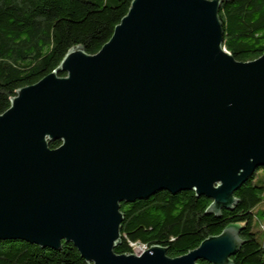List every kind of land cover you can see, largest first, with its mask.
<instances>
[{
    "label": "water",
    "instance_id": "95a60500",
    "mask_svg": "<svg viewBox=\"0 0 264 264\" xmlns=\"http://www.w3.org/2000/svg\"><path fill=\"white\" fill-rule=\"evenodd\" d=\"M220 5L132 0L95 55L73 47L15 92L0 114V241L71 243L90 264H233L237 225L175 258L114 252L120 204L193 192L220 217L264 167V54L226 52Z\"/></svg>",
    "mask_w": 264,
    "mask_h": 264
},
{
    "label": "trees",
    "instance_id": "16d2710c",
    "mask_svg": "<svg viewBox=\"0 0 264 264\" xmlns=\"http://www.w3.org/2000/svg\"><path fill=\"white\" fill-rule=\"evenodd\" d=\"M223 48L238 62L264 54V0H220ZM132 0H0V114L17 90L53 72L66 53L80 46L95 55L109 41ZM65 76V74H60ZM60 142H51L56 148ZM263 176V180L260 178ZM264 195V167L235 192L238 203L220 217L206 214L211 201L193 192H158L147 200L120 204L121 243L116 254H131V245L161 246L171 258L196 249L227 226L240 227L244 242L233 264H264V245L254 229V208ZM259 211L264 215V208ZM0 264H90L71 243L58 250L22 241H0ZM198 264H208L198 262Z\"/></svg>",
    "mask_w": 264,
    "mask_h": 264
},
{
    "label": "rangeland",
    "instance_id": "374dc122",
    "mask_svg": "<svg viewBox=\"0 0 264 264\" xmlns=\"http://www.w3.org/2000/svg\"><path fill=\"white\" fill-rule=\"evenodd\" d=\"M260 180H263V176L260 178ZM262 208H264V195L262 202L254 208L255 217L253 221L254 229L258 230V238L261 240L262 244L264 245V215H261L259 213L260 210L263 211ZM132 249L135 251V253L137 252L139 253L143 250V247H141L140 245H134Z\"/></svg>",
    "mask_w": 264,
    "mask_h": 264
},
{
    "label": "bare ground",
    "instance_id": "6f19581e",
    "mask_svg": "<svg viewBox=\"0 0 264 264\" xmlns=\"http://www.w3.org/2000/svg\"><path fill=\"white\" fill-rule=\"evenodd\" d=\"M147 249H148V248L144 246V247H143V250H142L140 253L146 251ZM140 253H136V254H140Z\"/></svg>",
    "mask_w": 264,
    "mask_h": 264
},
{
    "label": "built area",
    "instance_id": "2783aa9c",
    "mask_svg": "<svg viewBox=\"0 0 264 264\" xmlns=\"http://www.w3.org/2000/svg\"><path fill=\"white\" fill-rule=\"evenodd\" d=\"M134 245H131V247L133 248ZM141 247H144V246H141ZM133 253H135V251L133 250ZM138 253V252H137ZM140 253V252H139Z\"/></svg>",
    "mask_w": 264,
    "mask_h": 264
}]
</instances>
